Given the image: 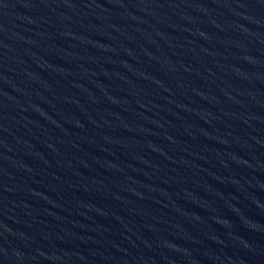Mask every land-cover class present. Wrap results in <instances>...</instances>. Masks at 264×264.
Masks as SVG:
<instances>
[{
	"label": "water",
	"instance_id": "1",
	"mask_svg": "<svg viewBox=\"0 0 264 264\" xmlns=\"http://www.w3.org/2000/svg\"><path fill=\"white\" fill-rule=\"evenodd\" d=\"M0 264H264V0H0Z\"/></svg>",
	"mask_w": 264,
	"mask_h": 264
}]
</instances>
